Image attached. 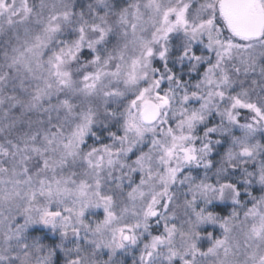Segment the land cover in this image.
<instances>
[{
  "label": "snow or ice",
  "instance_id": "obj_1",
  "mask_svg": "<svg viewBox=\"0 0 264 264\" xmlns=\"http://www.w3.org/2000/svg\"><path fill=\"white\" fill-rule=\"evenodd\" d=\"M264 264V0H0V264Z\"/></svg>",
  "mask_w": 264,
  "mask_h": 264
},
{
  "label": "rangeland",
  "instance_id": "obj_2",
  "mask_svg": "<svg viewBox=\"0 0 264 264\" xmlns=\"http://www.w3.org/2000/svg\"><path fill=\"white\" fill-rule=\"evenodd\" d=\"M126 260H127V264H131V257H127Z\"/></svg>",
  "mask_w": 264,
  "mask_h": 264
}]
</instances>
